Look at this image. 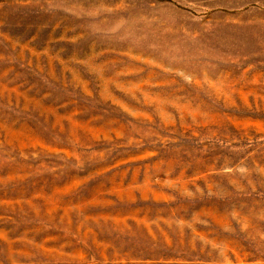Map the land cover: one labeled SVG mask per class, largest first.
<instances>
[{
    "label": "rangeland",
    "instance_id": "obj_1",
    "mask_svg": "<svg viewBox=\"0 0 264 264\" xmlns=\"http://www.w3.org/2000/svg\"><path fill=\"white\" fill-rule=\"evenodd\" d=\"M0 264H264V0H0Z\"/></svg>",
    "mask_w": 264,
    "mask_h": 264
}]
</instances>
